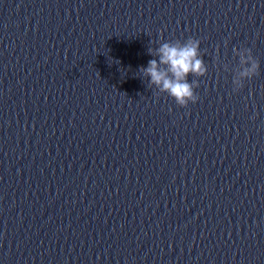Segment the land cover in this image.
<instances>
[{
	"label": "water",
	"instance_id": "95a60500",
	"mask_svg": "<svg viewBox=\"0 0 264 264\" xmlns=\"http://www.w3.org/2000/svg\"><path fill=\"white\" fill-rule=\"evenodd\" d=\"M0 264H264V0H0Z\"/></svg>",
	"mask_w": 264,
	"mask_h": 264
},
{
	"label": "clouds",
	"instance_id": "9594fccd",
	"mask_svg": "<svg viewBox=\"0 0 264 264\" xmlns=\"http://www.w3.org/2000/svg\"><path fill=\"white\" fill-rule=\"evenodd\" d=\"M151 53L152 50L149 49ZM158 59H150L147 66L142 67V71L149 76L150 83L155 84L162 92L174 99L179 106H186L189 102L195 103L198 99L194 92L196 81H189V73L202 75L205 66L200 56L199 41L195 38H187L183 42L173 43L165 41L155 49ZM241 62L245 56L241 53ZM251 60V57H247ZM165 66V67H161ZM257 63L251 64L240 72V76H249L256 71ZM236 87L240 86V81L236 80Z\"/></svg>",
	"mask_w": 264,
	"mask_h": 264
}]
</instances>
